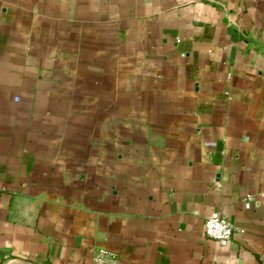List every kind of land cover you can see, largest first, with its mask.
Instances as JSON below:
<instances>
[{
    "label": "crops",
    "instance_id": "obj_1",
    "mask_svg": "<svg viewBox=\"0 0 264 264\" xmlns=\"http://www.w3.org/2000/svg\"><path fill=\"white\" fill-rule=\"evenodd\" d=\"M0 264H264V0H0Z\"/></svg>",
    "mask_w": 264,
    "mask_h": 264
},
{
    "label": "built area",
    "instance_id": "obj_2",
    "mask_svg": "<svg viewBox=\"0 0 264 264\" xmlns=\"http://www.w3.org/2000/svg\"><path fill=\"white\" fill-rule=\"evenodd\" d=\"M234 226L227 220L212 214L202 226V234L205 238L216 241L221 246H227L231 240Z\"/></svg>",
    "mask_w": 264,
    "mask_h": 264
}]
</instances>
